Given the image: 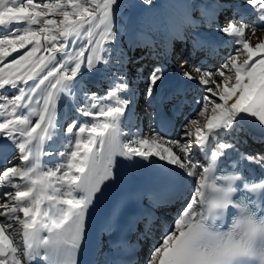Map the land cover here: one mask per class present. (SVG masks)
I'll return each mask as SVG.
<instances>
[{"label":"snow or ice","instance_id":"snow-or-ice-1","mask_svg":"<svg viewBox=\"0 0 264 264\" xmlns=\"http://www.w3.org/2000/svg\"><path fill=\"white\" fill-rule=\"evenodd\" d=\"M244 4L254 21L238 8L222 20L202 13L233 50L215 69L181 72L203 93L180 138L155 128L143 138L136 127L124 142L122 121L140 119L132 108L137 80L162 129L184 100L179 92L160 94L163 66L145 75L140 65L129 78L131 61L116 47L119 0H0V142L11 145L17 159L0 168V264H80L90 209L116 179L118 158H138L145 166L155 161L165 190L180 205L147 264H264V152L237 147L245 119L264 129V39L252 42L264 32V0ZM175 7L183 22L196 23L186 3ZM101 71L108 83L103 95L83 80ZM62 97L70 104L67 123L57 120ZM72 113L90 119H71ZM254 139L264 143V136ZM45 156L61 162H44ZM2 162L10 163L7 155ZM118 216L114 207L109 223Z\"/></svg>","mask_w":264,"mask_h":264},{"label":"rangeland","instance_id":"rangeland-1","mask_svg":"<svg viewBox=\"0 0 264 264\" xmlns=\"http://www.w3.org/2000/svg\"><path fill=\"white\" fill-rule=\"evenodd\" d=\"M35 2L43 3L46 2V0H35ZM178 2H180V0H152V4L147 5L143 3V0H119V7L115 9V17H114L115 23L119 28L118 42L116 47L118 50L126 53L128 59L131 61L128 64V68H129L128 73L130 79L135 77L136 69L140 65L144 66L145 75H147L148 71L151 70L154 65H156V66H163L166 69L167 73L169 74L174 73L178 75L179 78L181 79L180 84H178L176 86L177 88L173 90L175 91V93L177 92L181 93L182 95L180 98L186 99V101H188L189 104L184 107L185 116L181 118L178 117L179 119L177 118L175 124L176 133L172 135H166L173 140L180 138L183 122L185 121L186 118L192 117L194 115L195 111L197 110V107L194 106V103L195 101L200 99L203 93V89L201 87L198 86L197 89L191 87V84L193 82L183 78L181 76V72L187 70L191 73H194L197 67L208 70L215 69L223 61V59L233 50L230 42L226 41V39L223 36H221L218 32L215 33L209 28V26L207 25L208 19L206 16L202 15V13L203 12H207L209 14L215 13L218 16H220L219 18H221L222 20L223 18L232 15L234 8H238V9H242L241 11L246 10V12L247 11L250 12L248 15V19L252 21L255 20V15L251 14L250 9H247L246 5L244 4V0H182L183 3H186L188 5L189 16L192 17L193 18L192 20L196 22L194 23L193 28H190L189 27L190 24L183 22L182 18L178 16V10L175 7V5ZM218 4L225 5L223 11H219L217 9L216 6ZM174 19L175 22L170 25L169 22L173 21ZM159 27H161L162 29H160ZM163 29L169 30L175 37H178L177 40L175 39L178 43L177 44L178 48L176 49V51L177 54L179 55L177 56V58H172L169 60V57L167 55H169L170 52L168 53L167 51L164 52V50L162 48H159V46L157 45H156L157 49H153V46L151 45L152 36L153 38L157 37V35L154 36L153 34H157L156 33L157 30L159 31ZM151 32L153 34H151ZM198 33L204 36L206 34L213 35V37L217 41H219L222 44V46L220 48H217L218 50L215 51V55L213 57H210V55L212 56V54H210L212 53L210 51L211 50L210 48H215V46L218 47V43L212 40V43H210L209 45L206 44L210 48L206 51H203L202 53H198L195 58L196 60L195 63L187 65L190 63V60L188 62L187 60L191 55V51L188 49H190L191 46L190 44L191 43L193 44L194 42L193 40L197 39ZM185 38L190 39L189 40L190 44L188 43V41L185 40ZM259 39H264V32L258 30L256 36L252 37V42L258 43ZM184 43L187 44L185 49H183ZM182 49L183 51L187 50V52L183 53ZM149 52L152 53L151 56L157 53L156 58L148 59V56H146V54ZM13 55H16V53H13ZM57 58L60 59L59 56ZM212 58L214 59L213 63L215 66L210 65ZM205 60H207V64L201 66L197 65L198 63L206 62ZM99 74H101V79H99L100 82L95 81L96 82L95 84L93 80L95 77L97 78ZM106 75L107 74L102 71L95 72L92 74L85 73L83 80L90 91L98 92L100 94V93H104L105 90L108 88ZM168 92L169 89H165L162 92H160V94L164 95V94H168ZM136 93L137 94L135 97L134 106L138 114L141 115L139 116L140 117L139 120L134 119L130 123L129 128L130 130L134 131L136 127H139L140 129L139 135L143 138H148L151 135L150 132L151 128H155L156 131H159V128L154 124L152 117L155 110L153 107L149 106V101L147 100V98L144 96L143 93V84L139 80L136 81ZM9 95H11V93H9ZM77 101L80 104L83 103L82 99L79 97V94L77 95ZM67 105H68L67 99L62 97L58 107V114H60V111L65 109ZM145 110L147 111V113L148 112L150 113V114L148 113L149 117H145L142 115V113H144ZM70 118L78 119L79 117H77L75 113H72ZM60 119H61L60 122L67 123L69 120V115H67L65 118H60ZM143 126H145L146 128H143ZM181 142L183 143L184 141ZM173 151H177V149L174 148ZM241 151L245 153H260V152H264V146L255 148L253 145H250L247 146V148L243 147ZM177 154H179L178 151ZM193 155L196 159H200V156H197L196 152H194ZM175 210L176 209L170 208V210L161 211L160 212L161 218L157 220V225L160 227L162 223L172 225L175 220L174 215L172 216V212ZM156 231L157 228H150V231L146 233L148 234V236H150L147 237L144 245L145 249L144 251H142V253L144 254V260L146 264L152 252V247L154 244L153 240H155L156 237L158 236Z\"/></svg>","mask_w":264,"mask_h":264},{"label":"bare ground","instance_id":"bare-ground-1","mask_svg":"<svg viewBox=\"0 0 264 264\" xmlns=\"http://www.w3.org/2000/svg\"><path fill=\"white\" fill-rule=\"evenodd\" d=\"M241 10L242 9H239V11L241 13L246 12V10H244V11H241ZM248 13H250V12H248ZM157 22H159V21H157ZM188 24H190L189 25L190 28H193L194 23H188ZM159 28L162 29L161 27H159ZM209 28L213 32L216 33V31L213 28H211V27H209ZM156 33L157 34H153L151 32V34H153L154 36L157 35L156 38H153V36L151 38V45L153 46V49H157V47H156V45H157V46H159V48H162L164 50V52L165 51H167V53L170 52V54L167 55L169 57V60L172 59V58H177V56L179 54H177V51H176V49L178 48L177 47L178 43H177L176 40L178 39V37H175L167 29H163V30H159V31L157 30ZM185 40L188 41V43L190 44V41H189L190 39L189 38H185ZM212 40H214L216 43H218V47L215 46V48H210L208 46L210 43H212ZM193 41H194L193 44L192 43L190 44L191 45L190 49H188V50L191 51V55L189 56V58L187 60V62L190 60V63L187 64V65L195 63L196 55L198 53H202L203 51L208 50L209 48L211 49L210 51L212 52V53H210V54H212V56L210 55V57H213L215 55V51L218 50L217 48H220L222 46V44L219 41H217L213 37V35H210V34H206L204 36V35L198 33L197 39L193 40ZM206 44H208V45H206ZM186 45L187 44L184 43L183 49H185ZM194 45H195V51H194ZM183 49H182V52L186 53L187 50L183 51ZM151 54L152 53H150V52L146 54V56H148V59L156 58V54L157 53L155 55H152V56H151ZM205 61L206 62H201V63H198L197 65L201 66V65L207 64V60H205ZM187 62H185V63H187ZM213 62H214V59L212 58V61H211V64H210L211 66L214 65ZM192 74L196 75L195 72L192 73ZM128 75H129V73H128ZM99 79H101V74H99V76L97 78L95 77L93 82L99 81ZM180 82H181V79L179 78L178 75H176L174 73L169 74V73L166 72V79L164 80L163 84H161V86H160V92H162L165 89H169L168 94L171 95V94L175 93V91L173 89H176L177 88L176 86L178 84H180ZM191 87H194V89H197L198 85L192 83ZM139 92H140V90H139ZM139 92H138V94H139ZM143 93H144V88H143ZM100 94L103 95V93H100ZM188 104H189L188 101H184V106H187ZM68 105H70V104L68 103ZM68 105L66 106L65 109L60 111V114L57 115V120L58 121L61 120L60 118H65L68 115L69 110H70V106H68ZM194 106L197 107V108L199 107V105L196 103V101L194 103ZM132 108L138 114V112L135 110L134 104L132 105ZM184 111H185V109L183 110V112H182V114L180 116H178V115L175 116V115L169 114V116L167 117L168 119L171 120V124H169V125L170 126L171 125L174 126V127L172 126L173 129H172L171 134H169V135H172V134L176 133L175 124H176L177 118L178 117L179 118L184 117L185 116L184 115ZM63 113H64V115H63ZM148 113L145 110L144 113H142V115L145 116V117H149ZM138 115L140 116L141 114H138ZM152 117H153L154 124L159 128V131L162 133L163 130L159 126L160 125L159 117H156L154 114H153ZM78 119H90V118H80L79 117ZM131 122L122 121L121 127L127 133L126 135L121 137V139L124 142H128L129 140H131L133 138L134 131L130 130V128H129V125H130ZM240 127L243 129V131L238 134V138L242 141L241 143H239L237 145V147H239L240 151H241V149L243 147L247 148V146H250V145H253L255 148L264 146V143H260L259 140H255L254 139V138L259 137V136L250 133L246 129V127L244 126L243 123L240 125ZM143 128H146V127L143 126ZM61 139H63V137H61ZM245 140L247 141V143H243V141H245ZM56 143H57V147H59L60 150H63V147L60 145L59 141H57ZM49 148H50V145L46 144L45 145V151H48ZM196 154H197V156H200L199 153L196 152ZM5 155H7L8 160L10 162L8 164H4L2 162L3 161V157ZM42 159H43L44 162H49V161H51L52 163H60L61 162V158H59L58 156H54V157L45 156ZM15 163H17L15 150L12 149L11 145H8V147L5 148L4 147V143L0 142V167L11 166L12 164H15ZM121 163H122V165L128 167L130 169V171H132L133 173H134V168H133V166H132L130 161H128V160H126L124 158H118V164H117V168H116L115 183H116L119 195H120V197L122 199V205L124 206L125 213H126V222H127L126 229L128 231L132 230V235H134V238H137L141 249L144 250L145 249L144 248L145 241H146L147 237H150L146 233L148 231H150V228H157L158 232L156 231V233L158 234V236L156 237L155 240H153V243H154L153 247L157 246L159 241H160V239H161V237H162V235H163V233L168 231L171 225L162 223V225L160 227L156 223H149V217H148L149 214L148 213L152 214L151 211L156 212V210L153 209V206H154L153 199L156 197V195H157L158 198H163V202H165V196L166 195H170V193L167 192L165 190V188H157V189H153V190L148 189V190L142 191L141 193L136 192L134 187L132 186L131 182L128 180L127 176L124 174V171L121 168ZM188 186H190V182H189ZM149 193H151L152 195L149 196L148 195ZM160 201H162V200H160ZM149 204H151V205H149ZM163 205L166 206L165 203H163ZM175 207H176L175 208L176 210H175L174 218L177 217L178 209H179L180 205L178 203H176ZM105 221L106 220L102 219L97 224V228H96V245H95V247L93 249V252H91V253H89L87 255L86 260H85V264H97V262H100V264H103V262L107 260L106 259V253H105L107 248L106 247L103 248V245L107 244L110 241V239L112 237V234H113V231L109 228L108 224H106ZM153 247H152V249H153ZM134 264H146V262L144 260V254H141V256L138 259V261L134 262Z\"/></svg>","mask_w":264,"mask_h":264},{"label":"water","instance_id":"water-1","mask_svg":"<svg viewBox=\"0 0 264 264\" xmlns=\"http://www.w3.org/2000/svg\"><path fill=\"white\" fill-rule=\"evenodd\" d=\"M243 124L247 127L248 131L259 137L264 136V129H261L252 119H245Z\"/></svg>","mask_w":264,"mask_h":264}]
</instances>
